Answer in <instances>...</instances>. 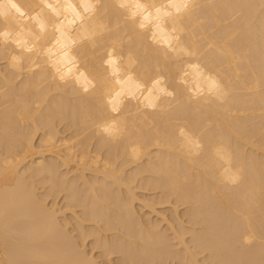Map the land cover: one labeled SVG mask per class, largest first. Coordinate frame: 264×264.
Segmentation results:
<instances>
[{
    "label": "bare ground",
    "instance_id": "6f19581e",
    "mask_svg": "<svg viewBox=\"0 0 264 264\" xmlns=\"http://www.w3.org/2000/svg\"><path fill=\"white\" fill-rule=\"evenodd\" d=\"M0 264H264V0H0Z\"/></svg>",
    "mask_w": 264,
    "mask_h": 264
},
{
    "label": "snow or ice",
    "instance_id": "6c2138e0",
    "mask_svg": "<svg viewBox=\"0 0 264 264\" xmlns=\"http://www.w3.org/2000/svg\"><path fill=\"white\" fill-rule=\"evenodd\" d=\"M11 7H12V8H15L17 11H19V8L17 7L16 4L12 3V4H11ZM21 14H22V13H21Z\"/></svg>",
    "mask_w": 264,
    "mask_h": 264
}]
</instances>
